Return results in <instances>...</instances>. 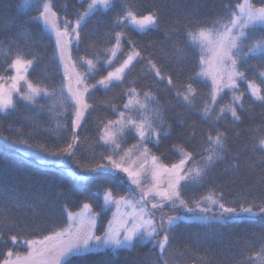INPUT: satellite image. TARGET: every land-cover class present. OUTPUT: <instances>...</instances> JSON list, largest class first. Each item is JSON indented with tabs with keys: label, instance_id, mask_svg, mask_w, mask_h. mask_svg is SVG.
Returning <instances> with one entry per match:
<instances>
[{
	"label": "trees",
	"instance_id": "1",
	"mask_svg": "<svg viewBox=\"0 0 264 264\" xmlns=\"http://www.w3.org/2000/svg\"><path fill=\"white\" fill-rule=\"evenodd\" d=\"M240 1L121 0L123 4L131 5L138 15L152 11L158 13L157 24L147 31L131 26L114 27L113 18L122 14L120 4L114 11H101L91 16L83 26L79 46L75 43L71 46L76 69L84 72L85 67L78 58L94 59V52H102L115 43L113 37L119 31L126 35L122 41L124 55H119L114 66H118L129 52L128 41L136 46L143 59L134 62L122 85L110 91L97 87L88 98L92 108L85 114L82 126L73 129L74 108L70 106V100H65L69 96L68 82L58 58L55 36L41 22L31 20L38 15L37 3L31 0L26 6L24 0H0V76H13L14 71L5 69L17 53L25 59L36 56L38 59L29 70L27 79L34 85L39 81L41 87L56 92L55 96L38 97L35 104L19 100L14 94L15 109L0 112V262L6 258L9 249L20 255L28 251L26 246L13 245L11 236L20 240L40 239L59 231L67 224V211L77 210L85 203L102 213L99 225H104L109 210H103L102 198L94 193L112 189L115 196H128V182H122L119 176L92 169L105 162L102 155L111 152V146H104L99 136L103 125L117 118L111 105L123 111L127 99L124 92L129 87H135L141 93V99L143 92L153 93L161 105L169 134L161 136L158 144L149 143L148 148L169 167L181 159L175 146L192 152L198 163L206 155L202 150L208 147L205 141L209 131L213 136L216 130L225 133L226 151L221 153L222 159L210 167L202 180L190 183L183 192L190 207L194 206L193 201L210 192L222 194V202L227 207L252 204L254 211H258L259 206H264V182L261 181L264 168L259 164L262 154L253 151L258 139L264 136V103L251 95L247 81H238L239 91L235 94H244L243 108H237L240 120L234 121L230 113L219 121L205 119L199 109L211 90V83L203 78L189 79L200 71V52L189 45L187 33L195 28H210L226 22ZM51 3L61 20L65 17L75 20L76 13L87 6V0L84 3L80 0H51ZM262 35L264 26L258 25L251 33L252 39L246 43L259 40ZM148 59L162 69V74L171 75L174 81L192 83L198 92L196 107H188L176 97V89L169 88L166 81L160 82L149 73ZM98 68L100 70L94 78H88V83L94 84L112 70L103 64ZM241 71L264 94V80L260 78V73L264 72V60L259 55L252 56ZM20 91L24 93L22 89ZM233 94L232 90L225 89L218 97L216 109L231 103ZM74 132L79 140L75 143L73 155H52L73 142ZM137 139L134 132H126L121 141L122 149L136 144ZM40 145L48 151L42 150ZM191 166H194L193 162L186 165ZM162 214L165 218L190 215L182 207L169 206L163 212L156 210L155 219L159 221ZM212 214H220L218 207L211 208L209 215ZM162 237L163 232L155 240L138 242L131 249H109L69 257L65 264H163L158 247ZM163 259L167 264H260L264 260V216L251 221L237 219L232 223L182 218L170 231Z\"/></svg>",
	"mask_w": 264,
	"mask_h": 264
},
{
	"label": "snow or ice",
	"instance_id": "2",
	"mask_svg": "<svg viewBox=\"0 0 264 264\" xmlns=\"http://www.w3.org/2000/svg\"><path fill=\"white\" fill-rule=\"evenodd\" d=\"M35 2L38 5V15L31 20L41 22L49 32L54 33L57 54L60 63L63 64L65 77L69 76L71 69L75 87H68L69 96L65 97V100H70V106L74 108L73 129L80 128L81 122L85 120V114L92 108L88 98H91L97 87L110 91L113 87L122 85L127 73L134 67V62L143 59L136 46L128 41L130 51L119 66H114L119 55H124L122 41L126 39V35L124 31H119L114 34L115 43L111 47L104 48L102 52H94V59L79 57V63L85 67V70L84 72L76 71V62L71 57V46L74 43L77 47L79 46L84 24L97 12L114 11L120 4L122 14H117L113 18V26L120 28L131 26L133 29L146 31L157 24L158 13L152 11L146 15H138L131 5L123 4L121 0H87L86 8L76 13L75 20L67 17L61 20L53 11L51 0H35ZM80 2L84 3V0ZM24 3L29 6L31 0H24ZM259 5L257 7L253 0H243V3L237 4L235 10L230 12L226 22L219 26L214 24L210 28H195L187 33L186 39L189 45L199 49L200 52L198 61L200 71L189 79L203 78L206 81L210 79L211 83V90L207 98L203 99L199 109L205 119L219 121L225 114L230 113L234 121L240 120L237 108H243L244 94L242 92L239 95L235 94L239 91L238 81H247L251 95L255 100L264 103V94H261L260 87L248 81L246 73L241 71V67L252 56L259 55L264 60V35L259 40L250 44L246 43L252 39L251 33L256 26H264V0H259ZM177 51L181 50L177 49ZM37 59L36 56L25 59L21 53H17L8 64L5 71L12 70L15 74L10 78L0 76V112L15 109L14 94L17 99L30 104H35L36 99L42 95L46 97L56 95L55 90L49 91L41 87L39 81L34 85L27 79V74L34 67ZM99 64L112 70L96 80L94 84L88 83V78H94L100 70ZM147 71L158 81H166L169 88L176 89V97L188 107H196L198 92L192 83H184L179 79L174 81L171 75L162 74V69L151 59L147 60ZM260 78L264 80V72L260 73ZM21 81L26 85L27 90L24 93L19 89ZM225 89L232 90L234 93L231 103L217 110L215 105L218 97L224 93ZM124 95L127 99L123 104V111L118 110L116 105H111L113 114L117 118L108 120L103 125L99 136V141L104 146H111V152L106 156L102 155L101 159L105 162L96 164L92 169V171L102 170L103 173L119 176L122 182L126 181L130 185L128 196L117 198L112 189L93 194L102 198L105 209L113 205L116 208L108 229L103 235L95 234L96 216L90 212L91 205L85 203L80 213H68V219L72 223L67 228L53 231L40 239L20 240L15 235L11 236L13 245L26 246L28 251L20 255L14 254L13 250L9 249L6 258L0 264H65L68 257L100 253L109 249L113 251L131 249L138 242L149 243L155 240L161 232H163V239L158 241V247L163 264H167L163 257L166 253L169 234L176 222L182 218L232 223L237 219L251 221L257 216H264V206H259L258 211H254L252 204L248 206L241 204L239 208L227 207L222 202V194L217 195L214 192L193 201L194 206L190 207L189 202L183 198V192L190 183L195 184L202 180L210 167L217 160L222 159L221 153L226 151L225 133L216 130L213 136L209 131L205 141L208 147L202 150L206 155H203L198 163L195 162L192 152L175 146L181 159L169 167L148 148L149 143L158 144L161 136L169 134L163 120L161 105L155 95L145 91L141 99V93L135 87L127 88ZM149 105L153 106L149 107ZM126 132H134L138 139L136 144L124 150L121 147V141ZM78 140L79 136L74 132L73 142L67 143L52 155L72 156ZM20 142L27 143V141ZM39 147L48 151L43 145ZM257 150L262 154L259 164L264 168V136L260 137L254 146L253 151ZM189 162H193L194 166L186 167ZM234 166L238 167V165ZM120 174L125 175L120 176ZM261 181L264 182V175L261 176ZM169 206L182 207L190 215L165 218L162 214L157 221L155 211L163 212V209ZM125 207L131 210L124 212ZM212 207H218L220 214L210 216Z\"/></svg>",
	"mask_w": 264,
	"mask_h": 264
},
{
	"label": "rangeland",
	"instance_id": "3",
	"mask_svg": "<svg viewBox=\"0 0 264 264\" xmlns=\"http://www.w3.org/2000/svg\"><path fill=\"white\" fill-rule=\"evenodd\" d=\"M240 3H243V0H241L240 1ZM253 3L258 7V6H260L259 5V0H253ZM147 31V30H146ZM54 34V33H53ZM123 49V48H122ZM138 50V49H137ZM130 51V50H129ZM119 55V54H118ZM119 66V65H118ZM76 71H78V72H81L80 70H78V69H75ZM15 74V73H14ZM13 74V75H14ZM209 81H210V79H209ZM9 82H10V80H9ZM67 82H68V87L69 86H72V87H75V82H74V78H72L71 77V69H70V74H69V76L67 77ZM19 89H22L23 90V92H26V85L24 84V82L23 81H21L20 82V84H19ZM133 158H135V157H133ZM166 186V185H165ZM115 196V195H114ZM117 198H119L120 196H116ZM88 204H90V203H88ZM84 205V204H83ZM83 205H82V207H80L79 209H77V210H68L67 211V224H66V226L64 227V228H67V227H69V225L72 223L71 221H69V219H68V213L69 212H71V213H74V214H78V213H80L81 211H82V209H83ZM91 205V204H90ZM103 210L104 211H106V210H109V217H108V219H107V221H105V224L104 225H99V222H100V220H101V212H96V211H94L93 210V208H92V206H91V209H90V212L91 213H93V214H95V216H96V222H95V229H94V231H95V234L96 235H103L104 233H105V231L108 229V227H109V222L110 221H112L113 220V214L116 212V208H115V206L113 205V206H110L109 208H107V209H105L104 208V202H103ZM131 209H129V208H127V207H125L124 209H123V211L124 212H128V211H130ZM87 222V220L85 219V223ZM104 223V222H103ZM64 228H62V229H64ZM61 230V229H60ZM163 239V237L161 238V240ZM27 240H31V239H27ZM69 258V257H68ZM68 258H66V260L68 259ZM65 260V261H66ZM260 264H264V260H262V262H260Z\"/></svg>",
	"mask_w": 264,
	"mask_h": 264
}]
</instances>
